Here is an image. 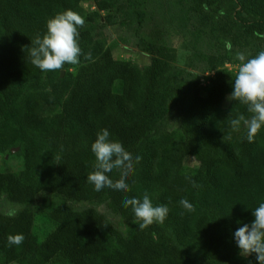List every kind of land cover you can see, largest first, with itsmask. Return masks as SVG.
<instances>
[{"label":"trees","instance_id":"1","mask_svg":"<svg viewBox=\"0 0 264 264\" xmlns=\"http://www.w3.org/2000/svg\"><path fill=\"white\" fill-rule=\"evenodd\" d=\"M182 1L197 27L207 29L210 20L218 27L209 36L215 52L205 57L213 71L205 86L196 76L183 80L176 50L157 27L139 45L150 57L143 70L115 59L109 48L91 47L90 23L112 8L107 0H0V155L18 148L23 161L18 173L0 167V199L23 206L15 216L0 213V264H255L254 256L239 254L232 232L264 202V127L249 142L244 121L231 124L251 114L227 99L235 75L223 68L219 50H226L225 41L233 49L264 47V0ZM83 3L94 10L87 13ZM66 10L84 24L77 27V68L61 77L66 64L42 72L26 47L46 32L48 19ZM217 37L223 44L216 45ZM164 118L177 124L180 139L161 128ZM101 129L133 157L127 192H96L87 182L96 163L90 146ZM107 175L120 179L116 169ZM145 194L154 206H167L168 215L140 230L124 201ZM49 195L107 201L128 224L126 235L94 208L58 207L44 212L49 229L38 237L36 205ZM181 199L192 204L190 211ZM15 234L23 243L9 246L6 237Z\"/></svg>","mask_w":264,"mask_h":264},{"label":"rangeland","instance_id":"2","mask_svg":"<svg viewBox=\"0 0 264 264\" xmlns=\"http://www.w3.org/2000/svg\"><path fill=\"white\" fill-rule=\"evenodd\" d=\"M107 1L112 4V8L108 13L99 14L95 18V22L90 23L93 34L91 47L96 50L109 48L115 59L129 61L139 70H143L149 64L150 57L140 49L139 45L148 38L150 30L153 27H157L162 31L166 45L176 50V66L185 72L183 80L189 83L196 76L201 86L207 84L213 71L205 57L215 52V49H210L208 46L209 42L214 43V41H210L209 36L217 34L218 31V27L213 20H210L207 29L197 27L196 17L189 11L188 5L183 4L182 0ZM82 7L87 13L94 10L89 3H83ZM118 7H123V11L116 13L115 9ZM106 17H111L112 19H110L109 23L105 21L100 25L99 20ZM136 18L140 20V23L136 22ZM217 39L220 42L216 43V45L219 46L222 41L218 37ZM261 50H264V47L255 49L251 45L232 48L231 51H223L220 47L219 52H223L226 57L223 68L235 75L239 67V61L235 59L237 53L242 52L246 58H250ZM77 65L78 63L75 65L66 64V67L61 72V77L65 72L74 73ZM115 91H119L118 84L115 87ZM180 96H187V86L181 88ZM160 126L171 132L176 139L181 138L176 123L164 118L160 122ZM1 159H3V163ZM186 164L192 166L193 162L188 160ZM0 167L15 173L20 172L23 167V161L19 149L15 148L4 155H0ZM43 201V205L39 203L36 205L34 232L38 237H41L49 229L47 222L43 218L44 212L58 207H67L74 211L94 208L114 228L126 235L128 224L120 216L113 214L109 210L107 201L99 204L76 203L53 195L46 196ZM22 208L23 206L7 203L5 198L0 199V213L2 214L15 216ZM10 211L14 214H10Z\"/></svg>","mask_w":264,"mask_h":264},{"label":"clouds","instance_id":"3","mask_svg":"<svg viewBox=\"0 0 264 264\" xmlns=\"http://www.w3.org/2000/svg\"><path fill=\"white\" fill-rule=\"evenodd\" d=\"M83 24L84 20L71 10L48 19L46 32L42 36L36 35L30 46L26 47L30 63L42 72L62 70L65 64H77L81 54L77 43V27ZM225 49L232 50L230 41H225ZM235 59L239 61V67L227 99L245 105L251 116L245 119L240 115L231 124L235 126L243 120L247 129L246 139L252 142L264 127V50L250 58H246L242 52L237 53ZM90 150L96 163L94 171L87 175V182L92 185L93 190L100 192L107 187L121 193L127 192V179L133 171V157L123 144L111 139L107 129H101L96 133ZM114 169L120 173V179L115 182L107 175ZM179 204L189 211L192 209V204L187 199H181ZM129 206L140 230L153 223H163L168 215L167 206H154L147 194L139 199H126L124 207ZM10 214L14 213L10 211ZM251 216L249 223H241L232 232V240L242 257L254 256L255 264H264V202L251 210ZM6 240L9 246H19L23 243L24 236L8 235Z\"/></svg>","mask_w":264,"mask_h":264},{"label":"water","instance_id":"4","mask_svg":"<svg viewBox=\"0 0 264 264\" xmlns=\"http://www.w3.org/2000/svg\"><path fill=\"white\" fill-rule=\"evenodd\" d=\"M61 75H62V73H61Z\"/></svg>","mask_w":264,"mask_h":264}]
</instances>
